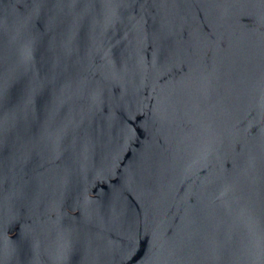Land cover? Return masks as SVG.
<instances>
[{
	"label": "water",
	"instance_id": "1",
	"mask_svg": "<svg viewBox=\"0 0 264 264\" xmlns=\"http://www.w3.org/2000/svg\"><path fill=\"white\" fill-rule=\"evenodd\" d=\"M0 264H264V0H0Z\"/></svg>",
	"mask_w": 264,
	"mask_h": 264
}]
</instances>
